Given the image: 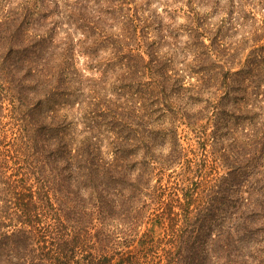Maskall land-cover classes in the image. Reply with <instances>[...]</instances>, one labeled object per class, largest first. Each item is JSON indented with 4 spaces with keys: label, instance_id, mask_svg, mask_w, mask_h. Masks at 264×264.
Segmentation results:
<instances>
[{
    "label": "trees",
    "instance_id": "1",
    "mask_svg": "<svg viewBox=\"0 0 264 264\" xmlns=\"http://www.w3.org/2000/svg\"><path fill=\"white\" fill-rule=\"evenodd\" d=\"M58 3L0 10V264H264V0Z\"/></svg>",
    "mask_w": 264,
    "mask_h": 264
},
{
    "label": "rangeland",
    "instance_id": "2",
    "mask_svg": "<svg viewBox=\"0 0 264 264\" xmlns=\"http://www.w3.org/2000/svg\"><path fill=\"white\" fill-rule=\"evenodd\" d=\"M11 0H0V10H2V8L8 6V4L10 3ZM42 0H37V3H41ZM58 6H56L55 8H57L56 10L60 9L61 10V5H62V1L63 0H58ZM9 2V3H7ZM13 2V1H12ZM52 3L49 2L48 3V8L52 9ZM152 6L153 8L158 9L159 11L162 10V4L159 2H152ZM5 7V8H6ZM5 8L3 10H5ZM200 8V11H203V8ZM262 9L258 10L257 12H255V17L256 19L261 18V15L264 14V10L261 11ZM254 12L249 10H246L245 12H240L238 14L237 11H233L231 14H228V11L222 10V12H219L218 14H209L206 18V25L209 28H215V29H219V33L225 35V38L227 40V42L230 44L229 47H234L236 46V44L234 45L233 43H237L239 42V40L241 39L243 34H247L248 31H250L251 26H252V22H253V14ZM223 16V18H221ZM59 17V14L56 13V11L52 12L49 15V22L47 21L46 24H49V26L52 27V31L50 32L51 38L57 41H59L60 44H62V42L64 41L63 38L66 37V33H65V25L63 24H58V26L56 24L53 25V23H50V21H53L55 19H57ZM167 17H164V22L165 20H167ZM185 14L180 12H176V15L174 16V26H172V30L175 33H178V40L182 43L185 40V32L183 31V28L180 27L181 24H183L185 22ZM259 22V21H257ZM72 31V30H71ZM164 34V32H163ZM71 36L76 38L77 36H79L78 33L72 31ZM172 41V40H171ZM173 46L174 48H177V56H178V60H181V58H183V56L181 55V44L178 43V41H174L173 42ZM234 45V46H233ZM180 46V47H179ZM75 61H76V65L78 68H81L83 70H85L86 72H88V69H86L85 65H86V57H84L82 54L79 53H75ZM193 81V79H191ZM122 98H120L121 100ZM119 100V101H120ZM82 124H79L78 128H81ZM194 140L190 141V143H193ZM169 171V170H168ZM208 172V171H207ZM215 176V172H212L210 170V173H206L204 172L202 174V178H201V182L203 184H208L207 181H210L211 178H214ZM167 177V176H165ZM166 181V180H165ZM164 182V180H163ZM202 185V184H201Z\"/></svg>",
    "mask_w": 264,
    "mask_h": 264
}]
</instances>
